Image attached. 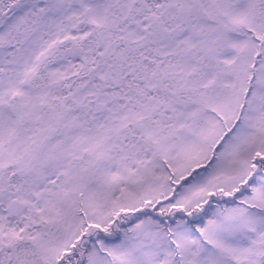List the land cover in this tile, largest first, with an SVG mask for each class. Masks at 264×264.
<instances>
[{"label": "snow or ice", "instance_id": "snow-or-ice-1", "mask_svg": "<svg viewBox=\"0 0 264 264\" xmlns=\"http://www.w3.org/2000/svg\"><path fill=\"white\" fill-rule=\"evenodd\" d=\"M0 264H264V0H0Z\"/></svg>", "mask_w": 264, "mask_h": 264}]
</instances>
